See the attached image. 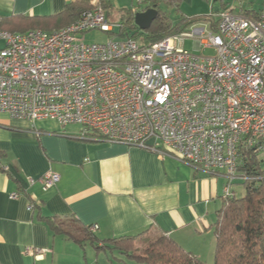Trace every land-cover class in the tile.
I'll list each match as a JSON object with an SVG mask.
<instances>
[{"label": "built area", "instance_id": "2783aa9c", "mask_svg": "<svg viewBox=\"0 0 264 264\" xmlns=\"http://www.w3.org/2000/svg\"><path fill=\"white\" fill-rule=\"evenodd\" d=\"M213 16L216 31L206 23L148 47L112 37L114 25L100 5L59 31H0V112L77 126L81 139L217 172L228 181L225 197H232L230 185L244 178L241 149L264 150V3L256 18L230 9ZM96 30L109 39H83ZM186 38L215 55L178 47ZM59 180L49 173L40 182L47 189ZM43 252L30 249L36 257Z\"/></svg>", "mask_w": 264, "mask_h": 264}, {"label": "crops", "instance_id": "0c3cea01", "mask_svg": "<svg viewBox=\"0 0 264 264\" xmlns=\"http://www.w3.org/2000/svg\"><path fill=\"white\" fill-rule=\"evenodd\" d=\"M73 1L0 0V17L56 15ZM203 2L211 3L210 10ZM263 3L182 0L191 17L206 19L225 9L260 12ZM79 134L77 126L31 123L0 112V264H110L107 253L55 236L45 220L53 216L73 217L74 227L96 225L93 233L101 240L149 231L171 237L201 260L214 253L213 224L228 184L223 175ZM49 173L60 180L46 189L40 179ZM30 249L44 252L36 257Z\"/></svg>", "mask_w": 264, "mask_h": 264}, {"label": "trees", "instance_id": "16d2710c", "mask_svg": "<svg viewBox=\"0 0 264 264\" xmlns=\"http://www.w3.org/2000/svg\"><path fill=\"white\" fill-rule=\"evenodd\" d=\"M144 4L143 11L155 7L159 15L151 27L139 32L135 24V11L122 13L119 37L139 40L144 47L161 41L173 34L183 33L199 23L210 22L211 29L217 30V20L207 17L181 16L177 23L169 22L162 8L175 7L180 10L182 0H136ZM108 19L111 17L112 0H99ZM91 0H75L60 14L50 16L17 15L0 17V31L24 33L33 29L52 32L76 21L80 15L92 9ZM242 14L256 18L260 12L246 11ZM111 22V20H110ZM113 24V22H111ZM131 25L134 32H130ZM111 34H115L114 31ZM259 148H242L240 151L239 174L244 178L239 181L245 189L241 196L234 194L225 197L213 224L216 236L214 264H264V168L258 159ZM55 236L72 240L82 248L92 246L96 252H105L117 259L115 253L140 264H206L198 256L185 250L167 235L153 236L149 231L137 235H126L99 239L91 227H74V218L47 217ZM111 260V259H110ZM120 260V259H119ZM112 262V261H111Z\"/></svg>", "mask_w": 264, "mask_h": 264}, {"label": "rangeland", "instance_id": "374dc122", "mask_svg": "<svg viewBox=\"0 0 264 264\" xmlns=\"http://www.w3.org/2000/svg\"><path fill=\"white\" fill-rule=\"evenodd\" d=\"M93 1L94 0H91L93 7L90 10H94L97 7H99V5H98L99 0L94 1V3H93ZM201 6H205V10H206V7H207V10H210L211 3L208 4L207 2H203V4ZM144 7H145L144 4H140V3L137 4L136 0H112V10H111L110 20H111V22H113L115 34H111V36L112 37L117 36L120 33L121 28H120L119 23L121 21L122 13H126L132 9L137 13V12L143 11L141 9H144ZM189 7H190L189 4H184L181 6L179 11H177L174 6L168 7V8L164 7L162 9L166 14L162 13V16L165 17L167 19V21H169V22L171 21L173 23H177L180 20L181 16L192 18L191 17L192 13H191V10ZM195 7H198V5H195ZM206 14H210V11H209V13H205V14L202 13L201 15H206ZM193 17H195V16H193ZM200 26L201 25H197L195 27H200ZM195 27H191L189 29L192 30ZM127 28L129 29L130 32H132V31L134 32L131 25H127ZM59 30L60 29L55 30V31H59ZM136 30L139 32H143L139 27ZM52 32H54V31H52ZM108 35L109 34L106 32L96 30V31L86 33L82 37L88 43H101V42H104V41L109 39ZM174 35H176V33L171 35V36H174ZM168 37H170V36H168ZM138 42L140 43V38H139ZM3 44L4 43L0 41V47ZM177 46L183 48L184 50L190 51L196 55H203V56H214L215 55V50L212 48H210V49H208V48L204 49L203 48V50H200L197 41H195V39H192V38H186L182 43H180V44L178 43ZM258 159L261 162V166L264 168V150L261 152ZM230 187L235 189L236 195H238V196H241L245 193V189L241 183L236 182L235 184L230 185ZM105 256L109 260L110 264H140V263H137V262L130 260L126 257H121L120 255H116L117 259L112 258L111 255H109V256L105 255ZM214 259H215V251L211 255H204V257H202V260L206 264H214Z\"/></svg>", "mask_w": 264, "mask_h": 264}, {"label": "water", "instance_id": "95a60500", "mask_svg": "<svg viewBox=\"0 0 264 264\" xmlns=\"http://www.w3.org/2000/svg\"><path fill=\"white\" fill-rule=\"evenodd\" d=\"M158 15V10L155 7H152L145 11L135 13L134 21L142 31H146L151 27Z\"/></svg>", "mask_w": 264, "mask_h": 264}]
</instances>
